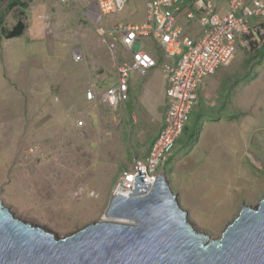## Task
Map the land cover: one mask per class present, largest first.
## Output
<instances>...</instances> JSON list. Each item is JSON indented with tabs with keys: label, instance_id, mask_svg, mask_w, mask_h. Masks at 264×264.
Returning <instances> with one entry per match:
<instances>
[{
	"label": "rangeland",
	"instance_id": "374dc122",
	"mask_svg": "<svg viewBox=\"0 0 264 264\" xmlns=\"http://www.w3.org/2000/svg\"><path fill=\"white\" fill-rule=\"evenodd\" d=\"M18 1L27 4L24 11L0 2V201L15 218L63 238L102 219L121 173L157 130L146 108L161 80L157 72L138 79L133 98L115 109L98 94L84 101L91 82L109 77L102 93L115 84L113 69L102 65L115 27L140 24L149 0H132L102 19L94 4L96 14L90 10L92 0ZM18 25L20 35L9 38ZM177 25L189 38L200 31L195 20ZM152 43L142 38V50L153 54ZM254 54L240 46L221 68L218 82L232 78L229 110L203 123L194 113L158 173L165 172L193 228L211 239L264 196V60ZM126 57L118 47L115 58Z\"/></svg>",
	"mask_w": 264,
	"mask_h": 264
},
{
	"label": "water",
	"instance_id": "95a60500",
	"mask_svg": "<svg viewBox=\"0 0 264 264\" xmlns=\"http://www.w3.org/2000/svg\"><path fill=\"white\" fill-rule=\"evenodd\" d=\"M138 171L131 194L114 193L102 219L57 238L0 201V264H264V196L242 206L217 239L189 223L165 172Z\"/></svg>",
	"mask_w": 264,
	"mask_h": 264
},
{
	"label": "built area",
	"instance_id": "2783aa9c",
	"mask_svg": "<svg viewBox=\"0 0 264 264\" xmlns=\"http://www.w3.org/2000/svg\"><path fill=\"white\" fill-rule=\"evenodd\" d=\"M72 0H58L67 4ZM98 16L123 12L132 0H92ZM182 0H149L144 4L145 19L140 25H117L114 33L120 44L131 50V61L116 66V84L100 96L101 103L115 109L127 100L130 74L133 71L145 76L147 70L156 66V61L147 53L135 48L138 37L151 36L165 58L177 57L176 61L163 65L166 81V112L162 127L156 138L146 147L144 154L134 160L133 166L122 172L113 193L128 196L134 189L138 171L144 173L142 181L152 186L159 170L171 156L174 145L187 126L196 104L198 92L205 78L220 67L228 66L240 46L260 45L264 33V0H226L228 11L224 16L215 13L208 0H196L194 5L202 13L199 20L202 28L198 39L181 37L176 25L175 12H179ZM103 36V35H102ZM103 40L104 36H103ZM115 51L117 43L108 45ZM75 60L81 55L76 53ZM85 99L94 102V90H88Z\"/></svg>",
	"mask_w": 264,
	"mask_h": 264
},
{
	"label": "crops",
	"instance_id": "0c3cea01",
	"mask_svg": "<svg viewBox=\"0 0 264 264\" xmlns=\"http://www.w3.org/2000/svg\"><path fill=\"white\" fill-rule=\"evenodd\" d=\"M16 1H18V0H16ZM72 1H74V0H72ZM195 1L196 0H182V2L179 4V12H175L176 25H177L178 20H180V19H186L189 21L195 20L198 23V25L200 27V31L197 34V36H195L192 39H198L201 35V32H202V28H201L200 23H199V20L202 16V13L200 11H197L196 6L194 5ZM208 1L211 2L213 9L215 10V13L218 14L219 16H224L227 13L228 6H227L226 0H221L222 1L221 3L219 1H216V0H215L216 2L213 0H208ZM19 2L21 3V1H19ZM85 3H87V2H85ZM92 5H93V3L90 5L91 6L90 10L92 11L93 14H96L95 13L96 11L92 7ZM127 6L128 5H126V7ZM15 8H19V9L24 11L27 7L21 8L19 6H16L12 9H15ZM90 18H91V16H90ZM96 19H97V15H96ZM144 19H145V12L143 15V20H142V22H140V24H142L144 22ZM253 22H261L262 23L264 21H253ZM140 24L138 23V24H134V25H140ZM119 25H122V24H119ZM177 27H178V25H177ZM178 28L180 29V33L182 36V30L180 27H178ZM97 31H98L99 36H101V37L104 36L105 32L102 29H97ZM99 33H101V34H99ZM21 36H22V34H21ZM115 37H116L115 42L117 43L116 50L115 51L110 50L111 52L109 53V57L106 56L102 60V65L105 69L106 68L107 69L112 68L113 69L112 71H114V76L116 77V66L119 63L131 61V54H130L131 50L123 47L120 44V40H119L120 37L117 34H115ZM182 37H188V36H182ZM142 38H149V40L153 42L152 44H154V47H155V52H153V54H150V53L142 50ZM105 47L106 46H104V48ZM118 47H121L123 50H125V53H127L126 58H123L121 60L115 58V54H116ZM135 48L139 49L143 53H147L148 55H150L156 61V66L154 68L147 70L145 76H142L139 72H136V71L131 72L129 82H128L127 100L124 102V104L128 101V99L133 98L132 94L134 92V86H135L136 82L138 81V79L143 80L148 75V73L153 74V73L157 72L160 74L161 80L158 79V83L156 85H154V87L155 86L157 87L156 94L152 95L151 92H148L147 96H148L149 102L147 101L148 104H146V108L148 111L147 114L152 115V113H154V116H156L157 117L156 119L158 120L157 130H156L154 138H153V140H154L156 138V136L158 135L161 127H162L163 118H164V115L166 112V95H165L166 81H165L164 75H163V65L176 61L177 57H174L171 59L165 58L162 51L158 47L157 42L151 36L138 37V42L135 43ZM224 67H226V66H224ZM224 67L218 68L213 75L205 78L203 85L201 86V88L198 92L197 101H196V104H195V106L191 112L190 117L195 113L194 115H196V117H200L199 120H201L202 123H203L204 119H209V118H211V119L215 118V120L217 121L221 117L217 118V116L216 117L214 116L215 114H217L218 116H221L220 111L229 110L230 102H229L228 98L230 97L231 94L229 93L226 95V91H228L229 88L231 87V79L232 78L228 79L225 76L221 82H220V79H219V82L217 80L221 74L222 75L224 74L223 71H220L221 68H224ZM107 78H109V77L105 76L102 80L104 81ZM102 80L100 79V81H98L97 83L91 82L88 90H94L95 95L98 94L99 96H101L105 92L104 91L102 93V90H100V83L102 82ZM115 84H116V82H115ZM114 85H112V86H114ZM145 85H148V84H143V87H144L143 91L145 93H147V91H150L149 90L150 88H145ZM112 86H110V87H112ZM98 89L101 91V93H99L100 91L99 92L97 91ZM226 98H227V100H226ZM84 101L88 102V103H92L90 101H87L85 99V96H84ZM132 109H136V108L134 106H132ZM222 116L225 117L224 115H222ZM112 117L115 121H117V124H119L118 120L114 116H112ZM132 117L136 120L135 115H133ZM147 146H145L143 148L142 152H140L139 154L136 155L137 158H140L143 156L144 151H145ZM135 159L136 158L134 157V160ZM133 163H134V161H133ZM133 163L130 164L129 166H127V168L125 170H123V172L130 169L133 166Z\"/></svg>",
	"mask_w": 264,
	"mask_h": 264
},
{
	"label": "trees",
	"instance_id": "16d2710c",
	"mask_svg": "<svg viewBox=\"0 0 264 264\" xmlns=\"http://www.w3.org/2000/svg\"><path fill=\"white\" fill-rule=\"evenodd\" d=\"M5 0H0V2H3ZM16 6H19V7H23V8H26L27 7V4L25 2H19V1H16V0H10V2L8 3L7 5V10H11L12 8L16 7ZM1 21V20H0ZM2 23V22H1ZM261 26L264 30V22L261 23ZM17 29V30H16ZM22 26H17V28H15V31L14 32H11L10 34H8L7 36L9 38H13L15 37L16 35L18 36L22 30ZM260 39V45L259 47H257L256 44H250V48L253 49V51L255 52L254 54V57L257 58V60H259V62H261V60L263 61L264 60V33L262 35H260L259 37ZM256 60V61H257ZM200 118V117H198ZM200 122V120L198 119V123Z\"/></svg>",
	"mask_w": 264,
	"mask_h": 264
},
{
	"label": "clouds",
	"instance_id": "9594fccd",
	"mask_svg": "<svg viewBox=\"0 0 264 264\" xmlns=\"http://www.w3.org/2000/svg\"><path fill=\"white\" fill-rule=\"evenodd\" d=\"M187 127V126H186Z\"/></svg>",
	"mask_w": 264,
	"mask_h": 264
}]
</instances>
